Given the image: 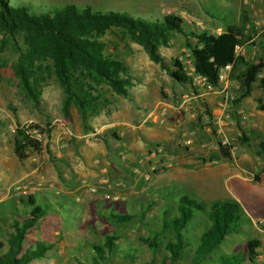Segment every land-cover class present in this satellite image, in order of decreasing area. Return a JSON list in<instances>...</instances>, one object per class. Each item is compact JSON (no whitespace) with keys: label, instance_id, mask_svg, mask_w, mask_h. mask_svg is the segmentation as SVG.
Masks as SVG:
<instances>
[{"label":"rangeland","instance_id":"374dc122","mask_svg":"<svg viewBox=\"0 0 264 264\" xmlns=\"http://www.w3.org/2000/svg\"><path fill=\"white\" fill-rule=\"evenodd\" d=\"M178 1L10 0L12 6H24L34 14L74 4L87 5L102 13H126L145 21L160 20L161 16L168 14L181 16L185 33L168 38L166 46L156 47L161 65L150 60L143 48L130 41L119 29H112L98 37L97 40L104 45L103 54L122 64L125 72L119 74V77L128 76L130 85L125 87L126 95L121 96L111 91L107 85L95 86L81 77L79 71L74 72L73 76L85 85L82 92H79L72 81L71 90L76 94L86 95L88 101L95 100L96 106L95 112H86L81 118L70 101L62 109L64 95L53 73V60L48 54L43 59L32 57V65L28 68L29 84L38 94V105L33 106L21 90L15 74L17 61L31 49L33 33L18 31L10 37L0 31V161L5 165V169L0 172V255L8 250L7 239L12 232V224L15 221L21 224L28 217L31 208L21 202L30 197L36 199V205L44 213L26 231L22 250L32 248L35 243L44 245L46 250L27 264H100L96 260L93 246H102L106 237L112 238V250L109 255L105 251L104 256L107 259L104 264H162L166 256L164 245L173 241V237L168 231L160 232L161 220L172 218L175 215L176 200L187 195L203 199L206 204L214 199H231L247 212V221L240 226L239 231L223 239L199 264H217L216 260L220 256L243 257L245 245L251 240L258 242L255 252L262 254L261 264H264V173H260L264 158L258 147L259 143L264 142V110L260 109L264 106V94L255 82L249 95L239 103H234L237 87L232 82L227 83L222 94L218 93L219 90L207 89L205 85L192 84L185 72L188 68L193 69L190 50L197 49L200 45L190 33L203 32L210 35L219 30L211 29L207 23L197 24L186 14L180 15ZM244 1L206 0L204 6L215 15L219 13L216 9L221 5H228L229 21L233 17L241 26L244 22H250L246 28L240 29L245 32V39H253L247 46H252L255 53L248 61L259 64L264 61V41L258 36L264 32V28L256 34L258 29L253 23L258 10L264 8V3L263 0ZM195 2L194 0L192 4H197L200 8ZM217 25L220 27L218 23ZM185 41L189 47H186ZM168 72H177L186 76L187 80L175 82L168 76ZM263 74L264 67L257 78ZM224 94L232 99H225ZM211 99H216L217 106H214L219 111L215 113H212V106L208 103ZM121 100L134 110H145L156 105V102L169 104L174 111L168 119L162 123L158 121L155 125L164 128L165 132L173 136L171 144L142 142L143 151L136 153L133 159V154L129 156V168L123 170V165H120L124 176L116 175L119 164L115 161L116 169L107 166L99 177L88 180L90 182L78 180L81 190H86L82 200L74 201L69 187L63 190L66 191L64 195H55L52 189L56 188L54 185L40 199L35 192L31 195V188H35L27 183L28 176L21 181H15L22 172L28 171L30 157L33 155L38 157V168L35 171L38 176L42 173V157L52 163L62 160L56 157L62 153L59 147L62 142L58 141L56 144L51 137L57 129L58 132H68L65 133L70 137V144L72 136L76 132L88 131L89 122L99 115H103V121L108 120L110 103L118 106ZM182 102L184 104L179 108ZM224 103L226 107L222 109ZM68 117L66 125H62L61 121ZM17 120L50 126V132L42 143L40 152H31L28 161L23 163L17 162L11 156L14 134L12 129L19 125ZM146 122L141 124L148 126ZM117 132V128H113L102 134L110 136ZM110 139L114 143L115 140L118 141L114 136ZM156 146L160 151L154 158L149 157V153ZM220 147L228 149V159L222 158ZM63 167L68 170L67 173L73 180L72 171L66 166ZM255 176L257 180L254 179ZM237 181L241 186L236 185ZM256 192L259 193V198L261 196V206L259 204L257 207L253 199ZM50 194L54 196L50 197ZM109 214L131 215L132 219L126 223L114 224L107 221ZM206 227L205 215L196 213L182 229V237L187 246L172 264H191L193 250ZM152 238L157 244L154 250L146 242Z\"/></svg>","mask_w":264,"mask_h":264},{"label":"trees","instance_id":"16d2710c","mask_svg":"<svg viewBox=\"0 0 264 264\" xmlns=\"http://www.w3.org/2000/svg\"><path fill=\"white\" fill-rule=\"evenodd\" d=\"M10 0H0V31L13 37L15 32L33 33L30 40L31 49L17 61L15 74L19 86L34 107L38 105V94L29 84L28 68L32 65V57L43 59L49 55L53 60V73L59 82L64 95L62 109L70 102L75 106L81 118L86 112L96 111L95 100L88 101L84 94H76L71 90L72 81L82 92L83 85L73 76L79 71L81 77L88 79L93 85H107L117 95L125 96V87L130 85V78H120L125 72L118 61L110 59L102 52L104 45L97 38L112 29H119L130 41L143 48L153 62L161 65V58L156 53L157 46H166L169 36L174 33L183 34L182 20L178 16H165L161 21H145L133 18L120 12H97L87 5L66 4L55 7L46 13L34 14L24 6H12ZM199 42L197 49H191L192 67L194 73L203 77L205 82L216 87L219 71L228 67L227 78L237 87V95L233 100L239 103L246 98L257 82V86L264 94V75L257 78L264 67V61L259 64L246 62L240 55H235L234 49L242 41L241 30L230 26L220 34L190 33ZM261 38H264V33ZM186 47H189L185 41ZM164 67V66H163ZM168 76L175 82L187 80L186 76L177 72H168ZM99 99L103 98L98 97ZM264 110V106L260 107ZM50 126H45L46 137ZM260 154L264 158V142L258 145ZM41 144L26 135L24 130L16 129L12 137V152L17 160H24L30 152H39ZM228 149L220 147L222 158L228 159ZM260 173H264V163ZM257 180V176L254 177ZM30 207L28 217L18 224H12V232L7 239L8 250L0 255V264H27L30 260L40 257L46 250L44 245L35 243L32 248L22 250V241L27 230L43 215L44 211L27 198L21 202ZM205 215L207 227L201 233L197 246L193 250L191 264H199L210 255L226 236L236 234L242 224L247 221L240 205L231 199H218L209 204L191 198L187 195L178 197L175 203V215L172 218H162L160 232L168 231L173 241L164 245L166 256L162 264H172L176 261L185 246L182 229L196 214ZM131 215L109 214L107 221L122 224L130 221ZM110 237H106L102 246H93L96 260L104 264L105 251L109 255L112 250ZM147 246L154 250L157 246L154 238L146 241ZM258 242L251 240L246 243L244 256H220L217 264H253L255 249ZM96 262V261H95Z\"/></svg>","mask_w":264,"mask_h":264},{"label":"crops","instance_id":"0c3cea01","mask_svg":"<svg viewBox=\"0 0 264 264\" xmlns=\"http://www.w3.org/2000/svg\"><path fill=\"white\" fill-rule=\"evenodd\" d=\"M195 1L198 3L201 9L198 8L197 4L195 6L192 4L194 3V0H179L177 3H179L180 5L178 9L180 15L186 14V16L189 17V19H194L197 24L207 23V25L211 26V29L213 28L219 30V31H215L214 34L223 33L226 30V28L230 26L238 27L240 29V27L246 28L247 24H250V22L247 21L242 24L243 26L238 25V21H236L235 18L234 21L233 17L232 20L229 21L227 16L230 15L229 14L230 7L228 5L227 6L221 5L218 9H216L219 13L214 15L213 13H210L208 12V10L205 9L204 5L207 3L206 0H195ZM221 1H227V0H221ZM244 2L245 1L243 0V3ZM167 16L170 15L168 14ZM164 17L165 15L161 16V18ZM178 17L181 18L182 20V30L184 32L183 17L181 16ZM213 19L218 21L217 23L220 25V27L217 25V23L213 22L214 21ZM153 21H161V19L160 20L156 19ZM253 24L255 25L256 29H258L256 34H258L259 30L261 31V29L264 28V8L258 10V15L256 16L255 22ZM244 33L245 32L241 30L242 43L238 46L239 48L238 55H240L246 62L252 63L248 61V59H250V57L255 52L252 51V46H250L251 48L247 46V43L253 39L252 38L248 39V37L247 39H245ZM263 33L264 32H262L261 34L259 33L258 36L259 39L261 38ZM177 35L180 34L174 33L171 36H169V38H172L173 36H177ZM262 39L264 41V38ZM249 45L252 44L249 43ZM208 103L212 106V113L219 111L218 107L215 108L214 106L216 105V99H211L208 101ZM118 104L119 105L116 106L115 104L110 103V109L108 110V114H109L108 120L104 119L103 121L102 119L104 118L103 115L101 116L99 115L96 119L89 122L88 131L84 133L76 132L72 136L73 139H72V143L70 144L68 142V139H70V137L66 135V133H68L67 131L58 132L57 129V132H55L54 135L50 133V135H53L51 137L54 140V142H56V144L58 143V141L62 142L59 145L60 149L62 150V153L59 152L60 154H57L56 156L57 158H60L62 160L52 163L48 160H44L42 157V161L40 163L42 164V173L39 174V176L35 172L38 168L36 161L38 157L35 155L30 157V155H32L30 152L24 160L19 161L16 159V157L12 152V144H11V156L17 162L19 163H23L25 161L27 162L29 157L31 159V163L32 161L35 160L32 164L30 163L28 171L22 172L23 174L19 175L20 178L16 179L15 181L16 182L21 181V179L28 176V179L26 180L27 183L29 185H33L35 188V189L31 188V195H34L35 192L36 195L40 197V199H42L41 196L46 194L48 190H51L49 189L51 188V185H54L56 188L52 187V189H54L53 191L55 195H59V193H62L64 195L66 191L63 190L68 189L69 187L68 190H72L69 193L72 196V198H74V201H77L79 199L82 200L84 198V194L86 190L85 189L81 190L82 188L80 185L81 183L79 184L78 180H84L90 182L88 180H92L93 178L99 177L101 173L106 170L107 166L108 167L112 166L113 169H116L117 167L114 164L115 161L118 162L117 164H119L117 168L118 173H116V175L118 176L121 174L122 176L123 174L121 173L120 165L121 166L123 165V170L124 169L127 170L129 168L130 166L129 161H131L128 160L129 156L133 154L131 157V159H133L136 153H138L139 151H143L142 142L171 144V139L173 136L170 133L165 132L166 130H164V128L162 129L161 127H156L158 125H155L156 123H158V121H161L162 123L163 120L168 119V116L171 114L172 111H174L169 104L156 102V105L147 107L145 108V110L144 109L134 110L130 108L129 105L124 100L119 101ZM73 111L75 112V110ZM164 115L165 117H163ZM68 119L69 117L64 118L61 121V124L66 125ZM144 121H147L146 123L148 124V126L141 124ZM22 122H25V120L16 121L17 124H21ZM164 124L166 125L167 123L165 122ZM113 128H117L118 130L116 135L111 133L110 136H103L102 133H105L107 129H113ZM112 136L118 139V141L115 140L114 143L110 139ZM1 143H2V138L0 137V145ZM155 148L158 150L157 152L160 151V148H157V146ZM63 166H66V168L72 171L71 173L73 175V180L70 179L67 173L68 170H66ZM3 169H5V165L3 162L0 161V172H2ZM53 170L55 171V173L53 172ZM75 175H77L78 177H75ZM1 178L2 176H0V179ZM236 185L241 186V183L237 181ZM54 194H50V197L54 196ZM258 195L259 193L256 192L255 197H253V199H255L254 201L256 207L259 206L260 204L259 201L261 199V196L259 198ZM33 200L36 204V199L33 198ZM198 200L203 202V199H198ZM215 200L218 199H214L211 202ZM45 204H49V203L45 202ZM54 205H56V203ZM240 207L245 215V213H247L246 210L243 209L242 206ZM257 210H259V208H257Z\"/></svg>","mask_w":264,"mask_h":264},{"label":"built area","instance_id":"2783aa9c","mask_svg":"<svg viewBox=\"0 0 264 264\" xmlns=\"http://www.w3.org/2000/svg\"><path fill=\"white\" fill-rule=\"evenodd\" d=\"M238 51H239V48L237 46L234 49L235 55H238V53H237ZM227 71H228V67L219 71L218 85L216 87H212V86L208 85L205 82L203 77L194 73V70L192 68H188L185 72V75L192 82V84H194V85L202 84V85H205L207 89L219 90L218 93L222 94L224 92V89H225L227 83L230 82L227 78ZM224 97H225V99H227V98L229 100L232 99L231 96H227L226 94H224ZM183 104H184V102H182L179 105V108H182ZM225 107H226V103H224L222 105V109H225ZM16 129L24 130L26 135H28L34 141L40 143L41 146H42V143L44 142V140L46 138L45 126H43V125H36V124L31 123V122H23V123L15 126L12 129V132L14 133ZM157 151H158L157 149L152 150L149 153V157L154 158ZM258 223L260 224L261 222H258ZM262 262H263L262 254L255 252V256L253 258V264H261Z\"/></svg>","mask_w":264,"mask_h":264}]
</instances>
